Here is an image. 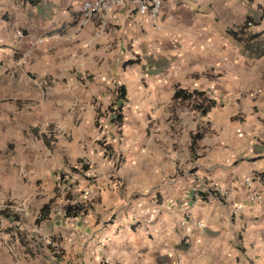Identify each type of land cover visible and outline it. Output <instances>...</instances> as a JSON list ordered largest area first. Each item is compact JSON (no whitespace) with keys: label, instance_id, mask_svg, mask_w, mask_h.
<instances>
[{"label":"crops","instance_id":"crops-1","mask_svg":"<svg viewBox=\"0 0 264 264\" xmlns=\"http://www.w3.org/2000/svg\"><path fill=\"white\" fill-rule=\"evenodd\" d=\"M82 1L0 0V16L11 12L28 29L30 68L48 88L33 116L63 121L64 128L59 146L37 143L20 152L8 183L16 188L17 171L31 187L49 176L50 190L87 206L84 215L63 218L61 207L50 218L62 239L49 258L56 264H264V55L250 56L240 41L264 31V0H163L157 18L116 6L100 35L96 19L80 25ZM129 59L137 62L125 64ZM120 85L129 159L113 167L114 152L106 156L93 136L115 139L107 132L114 125L107 107ZM175 88L203 91L216 106L204 116L192 111L198 125H189L183 139L175 132L164 155L143 131L178 115ZM201 125L193 158L190 134ZM77 159L88 165L83 174L70 169ZM59 172L67 184L59 183Z\"/></svg>","mask_w":264,"mask_h":264},{"label":"rangeland","instance_id":"rangeland-1","mask_svg":"<svg viewBox=\"0 0 264 264\" xmlns=\"http://www.w3.org/2000/svg\"><path fill=\"white\" fill-rule=\"evenodd\" d=\"M4 14L7 15L3 17ZM17 23L13 13L3 11L0 16V212L3 210L9 216L17 215L18 219L9 222L0 213V264H56V261L49 257H55L62 235L59 234L57 241V233L51 231L50 218H55L59 214L66 194L62 189L59 190L60 193H54L47 187L51 181L49 176L37 179L39 185L31 187L29 178L17 171L14 189L6 177L7 173L14 172L18 167L15 162L20 152L37 143L59 146L57 140L61 139L60 134L64 129L63 121L46 122L33 116L36 114L35 110H39L37 99L45 98L48 88L41 81V72L30 68L34 58L31 57L32 51L29 50L31 41L24 37L28 29ZM177 108L178 115L180 114L183 119L177 115L171 120L144 126L145 139L149 138L150 141L153 139L160 147H164V155L167 154L168 141L175 138L173 135L175 132L183 139L187 136L189 125L192 128L198 125L195 121L199 115L192 112L193 110L186 106ZM100 123L102 129L104 123H108L107 118ZM71 124L72 122H68L67 125ZM109 130L107 132L115 138L110 143L114 155L109 160L115 167L129 159L127 154L129 148L123 149L127 146L128 138L123 135L122 126L111 125ZM97 134L98 132L93 137H98L99 140L103 138ZM42 148L38 153L45 150ZM46 201L50 202V216L36 223L39 206Z\"/></svg>","mask_w":264,"mask_h":264},{"label":"trees","instance_id":"trees-1","mask_svg":"<svg viewBox=\"0 0 264 264\" xmlns=\"http://www.w3.org/2000/svg\"><path fill=\"white\" fill-rule=\"evenodd\" d=\"M240 39H241L240 41H243L244 49L247 51V53L250 56L259 57L261 55H264V31L255 34H247ZM136 62L137 59H129L125 61V64H133ZM125 99H126V91L124 89V86L120 85L117 87V94L113 103H111L107 107V111L113 112L110 121L116 126H120L122 123L123 115L121 110ZM173 101L177 102V107L186 106L189 109L196 111L203 116L206 115L213 107L216 106L215 100L205 96L203 91H198V90L187 91L183 88H175L173 93ZM204 133H205V128L199 126L193 133L190 134L189 151L191 157L193 158L196 155L197 142L202 138ZM97 143H99L104 148L106 156L110 157L112 155L113 147L110 143H107L102 140H98ZM76 164H79L80 167L76 166ZM76 164L75 166H70L71 171L74 173L83 174L88 169V165L85 164L82 159H77ZM58 181L60 184H67L68 177H66L65 174H63L62 172H59ZM66 196L68 202L62 206L63 218L77 217L79 215L86 214L87 206H85L84 204L78 201L73 202L72 201L73 198L69 193ZM0 213L4 218L10 221L12 220L14 221L18 219L17 215L9 216L5 212H3V210ZM49 214H50V202L43 203L39 208L38 214L35 218V222L36 223L41 222L42 220L46 219L49 216Z\"/></svg>","mask_w":264,"mask_h":264},{"label":"built area","instance_id":"built-area-1","mask_svg":"<svg viewBox=\"0 0 264 264\" xmlns=\"http://www.w3.org/2000/svg\"><path fill=\"white\" fill-rule=\"evenodd\" d=\"M125 5L131 6L140 13H149L152 17L157 18L161 13L163 0H83L79 23L83 25L92 19H96L97 34L100 35L105 32L107 26L112 21L113 8ZM155 26L160 28L158 22ZM239 32H241V29ZM255 177L256 174L253 173L250 179H254Z\"/></svg>","mask_w":264,"mask_h":264}]
</instances>
